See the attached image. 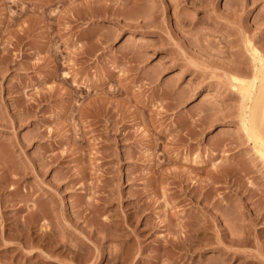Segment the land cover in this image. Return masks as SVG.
<instances>
[{
  "label": "rangeland",
  "instance_id": "rangeland-1",
  "mask_svg": "<svg viewBox=\"0 0 264 264\" xmlns=\"http://www.w3.org/2000/svg\"><path fill=\"white\" fill-rule=\"evenodd\" d=\"M139 3L0 0V264H264V162L231 82L253 76L247 39L264 54V0ZM194 220L210 244L171 245Z\"/></svg>",
  "mask_w": 264,
  "mask_h": 264
},
{
  "label": "bare ground",
  "instance_id": "bare-ground-1",
  "mask_svg": "<svg viewBox=\"0 0 264 264\" xmlns=\"http://www.w3.org/2000/svg\"><path fill=\"white\" fill-rule=\"evenodd\" d=\"M123 0H112V3L114 5H117L119 3H121ZM125 1V0H124ZM135 2L138 3V1H140V3H142V5L139 3V5H141V8L137 10L136 12H134V14L136 13V15L138 16L139 14H137L138 12H140V16H141V13L144 14L143 16H147L149 15V12H152L154 9L157 10L156 8L158 6H161L163 7V5L167 2V0H156L157 1V5H152L150 4V1L149 0H134ZM174 1V0H172ZM177 1V0H176ZM131 2V0H130ZM169 2V1H168ZM180 2V1H178ZM126 3V2H125ZM168 4V3H167ZM111 5V4H109ZM122 5V4H121ZM125 5V4H124ZM137 5V4H136ZM138 6V5H137ZM118 7V6H117ZM134 7V6H133ZM132 7V8H133ZM116 8V6H115ZM136 9V8H135ZM116 10V9H115ZM155 12V11H154ZM148 13V14H147ZM132 15V14H131ZM135 15H133L132 17H134ZM25 33V32H24ZM245 47L247 49V52L249 53L250 55V58H251V61H252V64L253 65V76L251 79L247 80V79H243V78H238L236 76H233L231 77V82H232V87L238 91L241 96H242V102H241V110H240V113H241V121H242V124L244 126V130L246 131L245 134L247 135L248 139L251 141V143L253 144V149L255 150V154L257 155L258 159H261L262 162H264V138L261 136L260 132L256 130V127L255 125H253V123L249 126L248 125V122L249 121H252L254 119V116H255V110H256V107L258 105V103L261 101V96H260V93H264V54L261 52V50L255 46V44L247 39L246 42H245ZM51 60V59H50ZM49 60V76L52 78L54 77L56 74H57V70H58V66H57V63L54 61H50ZM247 62V61H246ZM55 63V64H53ZM247 66V65H246ZM243 67H241V65L239 66H236L235 68V72H238L239 74H242L243 73ZM245 68V67H244ZM252 68V66H251ZM250 69V68H249ZM246 70V69H245ZM244 70V71H245ZM246 72V71H245ZM244 72V73H245ZM63 75H65L63 73ZM65 77L66 79H69L71 76L70 75H66V76H63ZM65 81V80H64ZM67 82V81H65ZM105 98V97H104ZM69 101H68V106L71 107L72 106V97H69ZM107 99V98H106ZM103 99L102 98H98L96 100H93V101H90L88 102L85 107H83V111H82V114H86L88 110H91V106L92 107H96L97 104H101L102 105V101ZM105 99L103 100V103H104ZM107 101V100H106ZM101 102V103H100ZM94 110V109H93ZM92 110V112H93ZM91 113V111H89ZM99 113V112H97ZM98 116V115H97ZM100 116H98L99 118ZM34 207H38L36 203H33V208ZM41 207V206H40ZM32 208V209H33ZM36 208H34L33 210H35ZM39 208V207H38ZM42 208V207H41ZM40 209V208H39ZM38 210V209H37ZM41 210V209H40ZM36 211V210H35ZM42 211V210H41ZM44 212V211H43ZM207 212V211H206ZM40 215H43L42 213L39 214ZM38 216V217H39ZM44 216V215H43ZM42 217V216H41ZM32 219L34 217H31ZM206 218V217H205ZM211 220L209 221V223H213V221L215 222H219L218 219L212 215L211 216ZM35 219H38L37 217L34 218ZM25 220V219H24ZM191 221V220H190ZM207 221V222H208ZM26 222V221H24ZM207 222L205 221L204 223L202 224H199L200 222L197 221L195 222H190V223H184V226L182 225L181 222H178L176 223L177 225V228L179 230L183 229L181 231L182 234H180L179 236H176L175 240L173 241V243L171 245L173 246H176V245H179L183 242L184 244L185 243H190V249L193 250H196L197 249V246L198 248H204L206 246H208L210 244V242H206L205 244L202 243V240L201 239H204L207 237V234L209 233V230L211 229L210 225L207 224ZM198 235H203V238H199ZM241 235V233L239 234ZM249 237H245L243 239H239L240 242H244V243H248L250 242V234H248ZM222 237L226 238L228 237V232L227 230H225L223 228V233H222ZM207 239V238H206ZM232 237L230 238V241H229V244L231 245L232 244ZM208 240V239H207ZM234 240V239H233ZM182 241V242H181ZM195 243H198L197 245ZM187 245V244H186ZM187 245V246H188ZM178 246V247H179ZM185 246V245H184ZM175 248V247H174ZM177 248V247H176ZM189 248V247H188ZM218 249V252H219V256H221L222 258L220 259L221 262H219V264H227L228 263V260H232V256L235 257V260H239L240 261V264L244 258L243 255H240V254H237L236 252H231V246H227L226 248H221L220 246L217 247ZM130 252V251H129ZM132 255V254H131ZM142 255V254H141ZM178 256V255H177ZM123 258V257H122ZM130 258H133L131 257L130 255H127L125 256L122 261L121 259H118V261L120 260V262L123 264H127V263H130ZM142 258V257H141ZM139 258V259H141ZM175 260V264L178 263L180 261V257L179 259L176 258V257H173ZM129 260V262H127ZM133 260V259H132ZM142 260V259H141ZM159 260V259H158ZM161 260V259H160ZM245 260V258H244ZM155 261V260H154ZM173 261V260H172ZM174 261L172 264H174ZM127 262V263H126ZM136 262V261H135ZM166 262H168L166 260ZM171 262V261H170ZM119 263V262H118ZM119 263V264H121ZM138 263V262H137ZM141 263V262H140ZM160 263H163V262H160ZM117 264V263H116ZM136 264V263H135ZM154 264H156L154 262ZM157 264H159L157 262ZM164 264V263H163ZM167 264V263H166ZM168 264H170L168 262ZM178 264H181V263H178Z\"/></svg>",
  "mask_w": 264,
  "mask_h": 264
}]
</instances>
